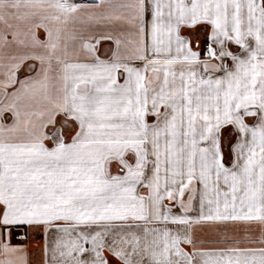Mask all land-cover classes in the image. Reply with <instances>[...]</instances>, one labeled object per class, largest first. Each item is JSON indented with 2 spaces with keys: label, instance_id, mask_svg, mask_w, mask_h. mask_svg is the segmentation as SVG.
I'll use <instances>...</instances> for the list:
<instances>
[{
  "label": "snow or ice",
  "instance_id": "1",
  "mask_svg": "<svg viewBox=\"0 0 264 264\" xmlns=\"http://www.w3.org/2000/svg\"><path fill=\"white\" fill-rule=\"evenodd\" d=\"M0 264H264V0H0Z\"/></svg>",
  "mask_w": 264,
  "mask_h": 264
},
{
  "label": "rangeland",
  "instance_id": "2",
  "mask_svg": "<svg viewBox=\"0 0 264 264\" xmlns=\"http://www.w3.org/2000/svg\"><path fill=\"white\" fill-rule=\"evenodd\" d=\"M35 245V241H33L32 245H30V247H33Z\"/></svg>",
  "mask_w": 264,
  "mask_h": 264
}]
</instances>
